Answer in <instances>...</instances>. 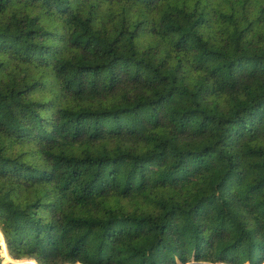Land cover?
I'll return each instance as SVG.
<instances>
[{
  "label": "trees",
  "instance_id": "16d2710c",
  "mask_svg": "<svg viewBox=\"0 0 264 264\" xmlns=\"http://www.w3.org/2000/svg\"><path fill=\"white\" fill-rule=\"evenodd\" d=\"M0 251L264 264V0H0Z\"/></svg>",
  "mask_w": 264,
  "mask_h": 264
},
{
  "label": "rangeland",
  "instance_id": "374dc122",
  "mask_svg": "<svg viewBox=\"0 0 264 264\" xmlns=\"http://www.w3.org/2000/svg\"><path fill=\"white\" fill-rule=\"evenodd\" d=\"M1 252H2V251H0V255H1L2 258L4 259V263H5V264H9V263H19V264H20L21 262L35 261V260H28V259H25V260H14V259L11 258V256H10L9 253H8V254H7V257H8L9 260L12 261V262H10L7 258H4V257H3V255H2ZM35 263L38 264L36 261H35Z\"/></svg>",
  "mask_w": 264,
  "mask_h": 264
},
{
  "label": "water",
  "instance_id": "95a60500",
  "mask_svg": "<svg viewBox=\"0 0 264 264\" xmlns=\"http://www.w3.org/2000/svg\"><path fill=\"white\" fill-rule=\"evenodd\" d=\"M9 253V252H8ZM5 264V263H4ZM12 264H19V263H12Z\"/></svg>",
  "mask_w": 264,
  "mask_h": 264
},
{
  "label": "clouds",
  "instance_id": "9594fccd",
  "mask_svg": "<svg viewBox=\"0 0 264 264\" xmlns=\"http://www.w3.org/2000/svg\"><path fill=\"white\" fill-rule=\"evenodd\" d=\"M33 264H35V261H33Z\"/></svg>",
  "mask_w": 264,
  "mask_h": 264
}]
</instances>
